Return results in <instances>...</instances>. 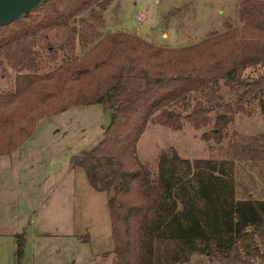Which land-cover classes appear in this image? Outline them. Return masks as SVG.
I'll return each mask as SVG.
<instances>
[{"label":"trees","instance_id":"obj_1","mask_svg":"<svg viewBox=\"0 0 264 264\" xmlns=\"http://www.w3.org/2000/svg\"><path fill=\"white\" fill-rule=\"evenodd\" d=\"M111 2L48 0L30 17L0 27V66L19 70L14 89L0 93V156L25 144L38 121L99 105L112 124L72 163L94 190L110 195L112 264H188L198 254L210 264H264V199L246 192L239 200L235 187L237 160H264V145L256 151L250 142L242 159L193 162L171 149L157 176L138 158L152 123L179 129L189 122L208 129L203 140L222 144L233 114L257 103L264 118V0H239L240 26L180 49L126 32L100 37L79 21L88 12L101 21L96 8L105 12ZM37 48L50 63L62 56V64L42 72ZM211 89L226 90L233 102L223 113L213 105L223 97L206 93ZM26 245V235H18L16 264Z\"/></svg>","mask_w":264,"mask_h":264},{"label":"rangeland","instance_id":"obj_2","mask_svg":"<svg viewBox=\"0 0 264 264\" xmlns=\"http://www.w3.org/2000/svg\"><path fill=\"white\" fill-rule=\"evenodd\" d=\"M239 0H112L102 20L90 12L79 21L95 27L100 37L126 32L159 47L180 49L240 26ZM145 22L140 23L139 15ZM46 46V42L42 43ZM76 55L84 50L78 45ZM42 53L43 71L62 64V56L49 62ZM7 63L0 66V93L14 89L19 73ZM248 69L247 75H254ZM226 91V90H225ZM213 100L217 111L230 101L229 95ZM105 110L99 105L76 107L36 123L33 136L11 155L0 156V264H16L17 236L25 234L27 245L22 264H112L114 240L107 203L109 194L94 190L86 173L72 159L94 147L104 133ZM234 120L222 144L205 141L208 130L189 122L179 129L152 123L138 145L139 160L157 176L162 154L175 150L184 161L242 159L240 151L253 143L264 145V118L257 103L233 114ZM236 147L237 150H233ZM264 148V146H263ZM237 160V198L264 199V160ZM188 264H210L206 255H195Z\"/></svg>","mask_w":264,"mask_h":264},{"label":"water","instance_id":"obj_3","mask_svg":"<svg viewBox=\"0 0 264 264\" xmlns=\"http://www.w3.org/2000/svg\"><path fill=\"white\" fill-rule=\"evenodd\" d=\"M48 0H0V27H6L25 17H30ZM112 124L108 113L104 114V131Z\"/></svg>","mask_w":264,"mask_h":264},{"label":"built area","instance_id":"obj_4","mask_svg":"<svg viewBox=\"0 0 264 264\" xmlns=\"http://www.w3.org/2000/svg\"><path fill=\"white\" fill-rule=\"evenodd\" d=\"M138 19L140 20V23L145 22L144 15H142V14L138 16Z\"/></svg>","mask_w":264,"mask_h":264},{"label":"crops","instance_id":"obj_5","mask_svg":"<svg viewBox=\"0 0 264 264\" xmlns=\"http://www.w3.org/2000/svg\"><path fill=\"white\" fill-rule=\"evenodd\" d=\"M217 1V0H216ZM227 31V30H226ZM224 33V32H223Z\"/></svg>","mask_w":264,"mask_h":264}]
</instances>
